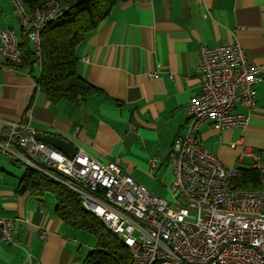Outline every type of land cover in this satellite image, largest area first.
Segmentation results:
<instances>
[{
	"label": "crops",
	"instance_id": "crops-1",
	"mask_svg": "<svg viewBox=\"0 0 264 264\" xmlns=\"http://www.w3.org/2000/svg\"><path fill=\"white\" fill-rule=\"evenodd\" d=\"M0 16L1 26L15 28L14 7L7 12L0 3ZM228 43H239L263 67L258 106L246 127L217 130L208 122L200 139L226 167L258 168L264 160V0H128L78 50L80 74L98 92L53 103L37 86L40 65L13 69L0 58V117L21 119L31 110L40 130L52 125L66 134L80 126V142L93 157L117 160L145 185L165 170L169 192L168 157L200 90V46ZM237 109L247 111L241 104ZM6 158H0V214L13 219L15 243L0 235V264H83L79 233L55 215V198L19 192L23 174Z\"/></svg>",
	"mask_w": 264,
	"mask_h": 264
},
{
	"label": "built area",
	"instance_id": "built-area-1",
	"mask_svg": "<svg viewBox=\"0 0 264 264\" xmlns=\"http://www.w3.org/2000/svg\"><path fill=\"white\" fill-rule=\"evenodd\" d=\"M12 3L39 58L35 65L41 66V31L64 5L46 0L31 9L24 0ZM0 58L13 69L23 64L19 33L11 26L0 25ZM262 72L239 43L200 46V90L188 103L186 129L176 136L168 157L169 199L136 180L117 160L102 162L89 154L80 142V126L66 134L52 125L40 130L31 110L21 119L0 117V152L78 192L83 206L130 248L131 264H264V160L257 166L261 188L233 190L237 170L226 167L200 139L208 122L217 130L249 124ZM239 104L247 111H239ZM39 133L71 141L76 154L66 155L38 139ZM0 235L15 243L14 221L1 214Z\"/></svg>",
	"mask_w": 264,
	"mask_h": 264
},
{
	"label": "trees",
	"instance_id": "trees-1",
	"mask_svg": "<svg viewBox=\"0 0 264 264\" xmlns=\"http://www.w3.org/2000/svg\"><path fill=\"white\" fill-rule=\"evenodd\" d=\"M24 1L33 9L46 0ZM59 1L64 5V10L41 31V73L36 82L51 102L67 100L76 103L98 92L80 74L79 47L115 8L128 0ZM18 33L24 58L21 67L33 70L39 58L27 30L21 26ZM26 167L17 190L29 191L31 195L39 198L52 194L56 201L55 215L69 228L85 232L97 239V245L87 254L83 264H131L130 248L98 216L83 206L78 192L44 173ZM231 185L233 190L239 191L261 188L259 169L239 167Z\"/></svg>",
	"mask_w": 264,
	"mask_h": 264
},
{
	"label": "rangeland",
	"instance_id": "rangeland-1",
	"mask_svg": "<svg viewBox=\"0 0 264 264\" xmlns=\"http://www.w3.org/2000/svg\"><path fill=\"white\" fill-rule=\"evenodd\" d=\"M0 3L4 6V8L6 9L7 12H10V10L13 9V3L11 0H0ZM2 20H3V18H2V16H0V23L2 22ZM10 23L14 25L16 30L20 29L21 24L19 23V21L17 19L11 17ZM0 25H2V24H0ZM2 27H4V26H2ZM6 157H7L6 155H4L0 152V158L7 160ZM248 160L249 159L247 158V161ZM13 166L16 170H19L21 172V174H24V172L27 168L25 163L19 162V161H17L16 163H13ZM164 171L165 170H163L159 174L154 173L153 175L148 176L149 180L147 182H145L146 185L145 184L144 185L146 187H148L154 193L169 199L170 193L167 191V189L165 187L166 181L169 178V174L166 173V171L165 172ZM49 196L54 198L52 194H49ZM78 233L79 234H77V236H78L79 242H80L81 247H82L81 253L84 257H86L90 251L94 250L95 246L97 245V239L94 236H91L85 232H78Z\"/></svg>",
	"mask_w": 264,
	"mask_h": 264
},
{
	"label": "water",
	"instance_id": "water-1",
	"mask_svg": "<svg viewBox=\"0 0 264 264\" xmlns=\"http://www.w3.org/2000/svg\"><path fill=\"white\" fill-rule=\"evenodd\" d=\"M37 137L38 139L60 149L62 152H64L66 155L70 157H73L76 154L77 147L71 141H68L65 138L50 133L48 134L39 133Z\"/></svg>",
	"mask_w": 264,
	"mask_h": 264
}]
</instances>
